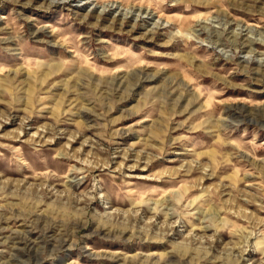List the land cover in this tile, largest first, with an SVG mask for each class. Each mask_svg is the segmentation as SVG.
<instances>
[{"label": "rangeland", "instance_id": "obj_1", "mask_svg": "<svg viewBox=\"0 0 264 264\" xmlns=\"http://www.w3.org/2000/svg\"><path fill=\"white\" fill-rule=\"evenodd\" d=\"M0 264H264V0H0Z\"/></svg>", "mask_w": 264, "mask_h": 264}]
</instances>
